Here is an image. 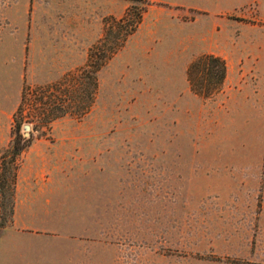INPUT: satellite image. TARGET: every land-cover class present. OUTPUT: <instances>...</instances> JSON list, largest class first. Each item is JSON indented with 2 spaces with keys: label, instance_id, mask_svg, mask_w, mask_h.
<instances>
[{
  "label": "rangeland",
  "instance_id": "374dc122",
  "mask_svg": "<svg viewBox=\"0 0 264 264\" xmlns=\"http://www.w3.org/2000/svg\"><path fill=\"white\" fill-rule=\"evenodd\" d=\"M129 7L78 113L89 48ZM207 52L227 72L202 96L186 70ZM43 94L68 111L47 123ZM23 143L0 264H264V0H0V162Z\"/></svg>",
  "mask_w": 264,
  "mask_h": 264
},
{
  "label": "trees",
  "instance_id": "16d2710c",
  "mask_svg": "<svg viewBox=\"0 0 264 264\" xmlns=\"http://www.w3.org/2000/svg\"><path fill=\"white\" fill-rule=\"evenodd\" d=\"M132 7H129L125 13L118 17H112L105 22L104 35L97 43L89 48L86 63L80 68L77 74L80 101L75 104L76 112L84 113L87 109L85 99L94 94L97 89L98 79L97 71L106 61V59L121 46L128 34L132 33L141 20V12L137 11L130 16ZM115 27V28H114ZM114 28V29H113ZM118 31H117V30ZM118 32V33H116ZM122 34V38L119 37ZM109 36H112L110 39ZM227 72L225 59L212 52L202 53L194 57L188 64L186 75L190 89L202 96L211 95L222 85ZM29 90L23 89L21 100L15 110V119L17 127L22 123V111L25 108H31L33 98ZM48 95V96H47ZM41 96L42 99L38 105L41 117H44L48 123L54 117H57L68 111L67 106L62 102H56L52 94ZM25 144L13 145L11 157L8 160L0 162V227L7 221L12 220L14 211V191H15V174L17 168L16 157ZM12 172V179H8L5 172ZM8 194V199L5 195Z\"/></svg>",
  "mask_w": 264,
  "mask_h": 264
},
{
  "label": "crops",
  "instance_id": "0c3cea01",
  "mask_svg": "<svg viewBox=\"0 0 264 264\" xmlns=\"http://www.w3.org/2000/svg\"><path fill=\"white\" fill-rule=\"evenodd\" d=\"M89 6L90 5H88V7ZM92 12H93L92 13L93 15H91L90 29L95 36H98L102 32V29H103V16L113 13V8L112 6L109 8L106 6L105 8H102L99 10L98 9L96 10L95 8V9H92ZM20 251L21 250H19V252Z\"/></svg>",
  "mask_w": 264,
  "mask_h": 264
},
{
  "label": "water",
  "instance_id": "95a60500",
  "mask_svg": "<svg viewBox=\"0 0 264 264\" xmlns=\"http://www.w3.org/2000/svg\"><path fill=\"white\" fill-rule=\"evenodd\" d=\"M23 127H24L26 130H28V129L30 128V125H29L28 123H25V124L23 125Z\"/></svg>",
  "mask_w": 264,
  "mask_h": 264
}]
</instances>
